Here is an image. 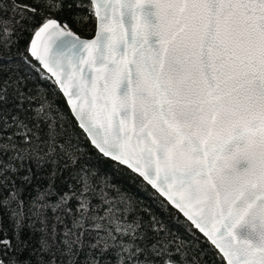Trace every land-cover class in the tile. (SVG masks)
I'll list each match as a JSON object with an SVG mask.
<instances>
[{
  "label": "snow or ice",
  "instance_id": "obj_1",
  "mask_svg": "<svg viewBox=\"0 0 264 264\" xmlns=\"http://www.w3.org/2000/svg\"><path fill=\"white\" fill-rule=\"evenodd\" d=\"M92 22L91 39L73 28ZM35 65L71 120L24 89ZM112 166L183 214L191 238ZM217 258L264 264V0H0V264Z\"/></svg>",
  "mask_w": 264,
  "mask_h": 264
},
{
  "label": "trees",
  "instance_id": "obj_2",
  "mask_svg": "<svg viewBox=\"0 0 264 264\" xmlns=\"http://www.w3.org/2000/svg\"><path fill=\"white\" fill-rule=\"evenodd\" d=\"M22 2L30 3V0H22ZM55 15V14H53ZM58 19H63V17H57ZM73 28L76 32L79 33L84 38H90L93 36L95 31V22L90 23L89 25H85L84 28H76L73 25ZM90 29V30H85ZM28 33H25V37H27ZM25 44V40H21L20 47L23 48ZM17 52L16 47L11 49L10 53H6V55L15 57ZM15 61L9 60L5 64L6 69H10L14 66ZM37 71H30V75L28 80L23 85L24 89L32 90V97L35 104H39L41 101V97L47 96L49 101H54L56 105L65 113L67 119L71 120V114L68 113V106L64 103V97L61 95L59 91H56V86L53 85L52 79H45L44 71H38L40 67L35 65ZM7 75V72L5 73ZM48 76V75H47ZM39 88V92L37 89ZM30 115L32 113H29ZM31 123V122H30ZM76 121H71L72 130L80 137V142L83 143L84 134L80 131L79 128L75 127ZM33 131H37L42 135L43 129H33ZM11 133V129L9 130V134ZM19 139V138H17ZM115 169V166H112ZM117 181L120 183L121 187L124 189L130 188L138 197L139 207L141 208H150L153 213H155L164 223L170 227L174 232L179 235L180 238L189 240L191 238L190 233L187 230V226L184 224V217L176 210L167 209L163 210L160 206V197L155 193V191L147 186L142 180L133 176L130 172L126 170V168L115 169ZM144 216V219L147 220L148 217L144 213H140ZM131 219V216L129 217ZM4 226L9 230V236H11V227L7 223V219L5 218ZM27 235V232H25ZM196 240L198 241V246L200 248L205 249V251L209 252V255L205 257V259L211 261L212 255L210 249V243L205 240V238L197 231L196 232ZM217 251V250H216ZM216 264H219V259H216Z\"/></svg>",
  "mask_w": 264,
  "mask_h": 264
},
{
  "label": "water",
  "instance_id": "obj_3",
  "mask_svg": "<svg viewBox=\"0 0 264 264\" xmlns=\"http://www.w3.org/2000/svg\"><path fill=\"white\" fill-rule=\"evenodd\" d=\"M95 33H96V26H95V31H94V34H93V36L95 35ZM92 36V37H93ZM92 37H90V38H86V39H91ZM40 68H41V66L40 65H38ZM45 73H47V70L45 69V70H43ZM47 75L50 77L51 76V74L50 73H47ZM52 80H54L55 78L54 77H52L51 78ZM57 87V86H56ZM64 99H65V97H64ZM176 211H178V210H176ZM181 214V213H180ZM182 216H183V214H181ZM184 219H185V217H184ZM202 235V234H201ZM203 236V235H202ZM210 243V242H209ZM218 251V250H217Z\"/></svg>",
  "mask_w": 264,
  "mask_h": 264
}]
</instances>
